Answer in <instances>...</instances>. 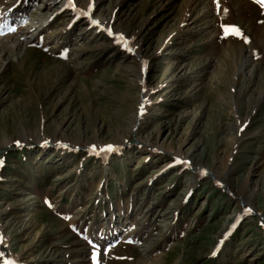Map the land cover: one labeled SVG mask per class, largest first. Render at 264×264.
I'll return each instance as SVG.
<instances>
[{
	"label": "rangeland",
	"instance_id": "obj_1",
	"mask_svg": "<svg viewBox=\"0 0 264 264\" xmlns=\"http://www.w3.org/2000/svg\"><path fill=\"white\" fill-rule=\"evenodd\" d=\"M0 162V264H264V9L0 0Z\"/></svg>",
	"mask_w": 264,
	"mask_h": 264
},
{
	"label": "snow or ice",
	"instance_id": "obj_2",
	"mask_svg": "<svg viewBox=\"0 0 264 264\" xmlns=\"http://www.w3.org/2000/svg\"><path fill=\"white\" fill-rule=\"evenodd\" d=\"M218 2V0H217ZM255 3H257L258 5L261 6L262 9H264V0H254ZM225 32L226 34H234V35H238L241 38H244L246 42H250L247 40L246 37L243 36V33L240 31V29L237 26H225ZM19 143V142H17ZM95 150V149H93ZM108 150H111V146L108 147ZM2 163V162H0ZM248 211L250 212L251 209H248ZM93 259H96V257L94 256Z\"/></svg>",
	"mask_w": 264,
	"mask_h": 264
}]
</instances>
